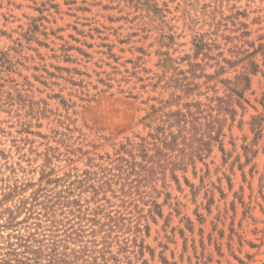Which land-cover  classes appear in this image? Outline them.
<instances>
[{"label":"rangeland","instance_id":"1","mask_svg":"<svg viewBox=\"0 0 264 264\" xmlns=\"http://www.w3.org/2000/svg\"><path fill=\"white\" fill-rule=\"evenodd\" d=\"M241 32L248 36L230 44L217 37ZM194 38L208 45V59L193 58ZM236 47L258 51L244 110L236 107L234 121L226 122L222 148L212 143L195 168L177 172L179 183L168 179L163 188L160 181L159 194L146 198L157 207L140 205L148 216L141 228L149 231L130 249L138 252L143 240L142 254L130 259L264 264V0H0V199L15 191L0 210L48 178L70 174L73 180L89 159L146 136L143 118L159 101L169 102L168 112L205 102L213 85L222 96L220 81L233 79L242 63L224 64L216 76L214 65L233 61ZM161 52L176 60V73L190 70L179 60L188 55L201 65L196 76L203 69L213 79L199 76L191 94L178 91L174 98L166 87L173 71L164 75L158 67Z\"/></svg>","mask_w":264,"mask_h":264},{"label":"trees","instance_id":"2","mask_svg":"<svg viewBox=\"0 0 264 264\" xmlns=\"http://www.w3.org/2000/svg\"><path fill=\"white\" fill-rule=\"evenodd\" d=\"M237 25L247 28L244 24ZM246 36L247 32H241L234 38L217 37L230 44L233 39ZM207 46L202 38H194L193 58L208 59ZM238 52L239 49L231 55L233 61L223 58V65L215 62L214 76L224 72L225 65L233 67L242 63L241 71L233 79L220 81L224 86L222 96L217 95L213 85L206 88L213 90V96H206L205 102L185 103L175 111H164L163 107L169 102L159 101V106H150L143 118L147 120L144 123L148 129L146 136H136L137 142L127 140L112 155L89 159L87 169L74 174L73 180L70 174L48 178L43 186L18 200L13 208L0 210V230L6 231L5 236L0 234V264H132L130 255L142 254L143 240L138 252L130 249L142 233L147 235L149 231L146 224L141 228V219L148 216L141 215L140 205L157 207L148 199L154 192L159 194L156 189L160 181L163 188L168 187V179L179 183L177 172H186L189 166L195 168L196 160L201 161L210 153L212 143L219 142L222 148L226 122L234 121L236 107L244 110L242 103L244 93L250 89V76L259 69L254 57L258 51ZM159 55L158 67L163 74L173 71L166 87L172 88L174 98L179 97L175 96L178 91L191 94L199 76L213 79V76H205L203 69L196 76L194 68L201 65L193 63L191 56L179 59L190 70L176 73L171 68L176 60L171 59L168 52ZM188 73L190 77L186 76ZM120 93H127V98L135 101L139 98L132 92ZM254 120L255 117L252 131L256 129ZM44 174L43 171L42 178ZM14 192L1 194L0 203Z\"/></svg>","mask_w":264,"mask_h":264}]
</instances>
